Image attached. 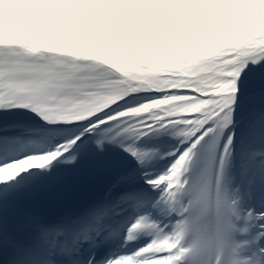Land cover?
Listing matches in <instances>:
<instances>
[{
  "label": "snow or ice",
  "instance_id": "1",
  "mask_svg": "<svg viewBox=\"0 0 264 264\" xmlns=\"http://www.w3.org/2000/svg\"><path fill=\"white\" fill-rule=\"evenodd\" d=\"M0 264H264V0H0Z\"/></svg>",
  "mask_w": 264,
  "mask_h": 264
}]
</instances>
